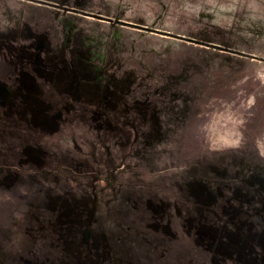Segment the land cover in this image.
Masks as SVG:
<instances>
[{"label": "rangeland", "instance_id": "1", "mask_svg": "<svg viewBox=\"0 0 264 264\" xmlns=\"http://www.w3.org/2000/svg\"><path fill=\"white\" fill-rule=\"evenodd\" d=\"M0 264H264V0H0Z\"/></svg>", "mask_w": 264, "mask_h": 264}, {"label": "flooded vegetation", "instance_id": "2", "mask_svg": "<svg viewBox=\"0 0 264 264\" xmlns=\"http://www.w3.org/2000/svg\"><path fill=\"white\" fill-rule=\"evenodd\" d=\"M92 210H93V208H92ZM92 215H93V213H92Z\"/></svg>", "mask_w": 264, "mask_h": 264}]
</instances>
